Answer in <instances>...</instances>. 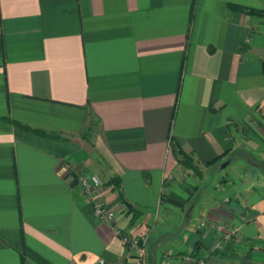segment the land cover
Here are the masks:
<instances>
[{"label":"crops","instance_id":"1","mask_svg":"<svg viewBox=\"0 0 264 264\" xmlns=\"http://www.w3.org/2000/svg\"><path fill=\"white\" fill-rule=\"evenodd\" d=\"M80 175L151 264H264V0H0V264H134Z\"/></svg>","mask_w":264,"mask_h":264},{"label":"built area","instance_id":"2","mask_svg":"<svg viewBox=\"0 0 264 264\" xmlns=\"http://www.w3.org/2000/svg\"><path fill=\"white\" fill-rule=\"evenodd\" d=\"M78 186L89 200L93 215L113 228L115 237L121 246L128 249L133 255L134 264H151L148 252V233L135 235L117 226V213L111 210L99 197V189L103 186L100 178L95 175H80L78 177ZM215 231L220 237L214 246V250H220L223 238H227L233 232H227V229L222 225L216 226ZM171 259L172 256L168 252H164L160 264H168V260ZM182 259L188 264H209L207 259L201 257L185 256ZM95 264H106V262L97 261Z\"/></svg>","mask_w":264,"mask_h":264},{"label":"trees","instance_id":"3","mask_svg":"<svg viewBox=\"0 0 264 264\" xmlns=\"http://www.w3.org/2000/svg\"><path fill=\"white\" fill-rule=\"evenodd\" d=\"M230 7L235 9V10H241V8H239L237 6H230ZM246 11L249 13H256L253 10H246ZM22 127H25V126H22ZM31 131L38 133L40 135H47L46 133L39 131V130H31ZM172 149H173V153L175 154L180 165H182L184 168L191 169L196 174L200 173L199 169L193 164L192 159L188 155L183 153L180 148L173 145ZM108 184L112 185L114 190L118 193V195L120 197H122V194L119 192V180L118 179L113 178L108 182ZM123 204H125L127 207H129V205H127V203L124 202Z\"/></svg>","mask_w":264,"mask_h":264},{"label":"rangeland","instance_id":"4","mask_svg":"<svg viewBox=\"0 0 264 264\" xmlns=\"http://www.w3.org/2000/svg\"><path fill=\"white\" fill-rule=\"evenodd\" d=\"M174 248H172L171 244H166L165 246H163L161 249H160V252L163 253V252H168L169 255H176L178 250H177V246H173ZM171 263V260H168V264Z\"/></svg>","mask_w":264,"mask_h":264}]
</instances>
